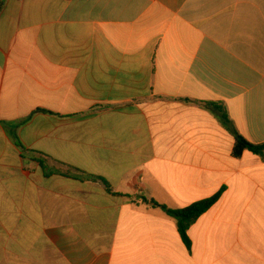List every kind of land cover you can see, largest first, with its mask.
Listing matches in <instances>:
<instances>
[{
	"label": "crops",
	"instance_id": "obj_1",
	"mask_svg": "<svg viewBox=\"0 0 264 264\" xmlns=\"http://www.w3.org/2000/svg\"><path fill=\"white\" fill-rule=\"evenodd\" d=\"M204 103L264 145V0H0V264H264V152ZM219 193L189 246L141 200Z\"/></svg>",
	"mask_w": 264,
	"mask_h": 264
},
{
	"label": "trees",
	"instance_id": "obj_2",
	"mask_svg": "<svg viewBox=\"0 0 264 264\" xmlns=\"http://www.w3.org/2000/svg\"><path fill=\"white\" fill-rule=\"evenodd\" d=\"M69 1V0H65ZM204 108L214 115L220 124L232 135L234 139V146L232 155L235 158L241 156L244 151H249L258 155H262L264 152V145H253L245 140L238 132L232 127L229 117L225 109L214 103H204ZM21 148V146H20ZM22 149V148H21ZM43 169H46L44 162H39ZM52 173V172H50ZM66 176L74 177L71 174H66ZM98 179V178H90ZM101 180V179H100ZM220 193L216 194L210 198L195 202L187 207L181 209H171L164 205L158 204L153 200H147L142 198V202L149 205L151 208H156L164 212L167 216L175 220L178 233L181 239L189 246V241L187 238V231L189 227L205 212H207L219 199Z\"/></svg>",
	"mask_w": 264,
	"mask_h": 264
}]
</instances>
